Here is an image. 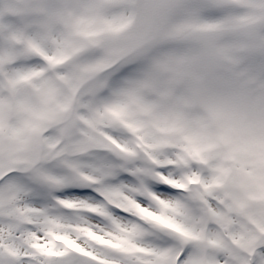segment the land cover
Wrapping results in <instances>:
<instances>
[{
	"label": "snow or ice",
	"instance_id": "6c2138e0",
	"mask_svg": "<svg viewBox=\"0 0 264 264\" xmlns=\"http://www.w3.org/2000/svg\"><path fill=\"white\" fill-rule=\"evenodd\" d=\"M173 3L239 28L221 43L264 87V0ZM118 20L108 0H0V264H264V146L245 165L223 129L163 143Z\"/></svg>",
	"mask_w": 264,
	"mask_h": 264
},
{
	"label": "rangeland",
	"instance_id": "374dc122",
	"mask_svg": "<svg viewBox=\"0 0 264 264\" xmlns=\"http://www.w3.org/2000/svg\"><path fill=\"white\" fill-rule=\"evenodd\" d=\"M108 3L119 16L111 28L122 36L117 58L144 62L133 90L158 109L154 130L162 142L183 141L185 133L193 138L218 137L223 129L232 151L245 165L252 163L264 146V87L255 78L238 79L241 49L221 43L240 29L170 20L173 0H152L149 7L139 0ZM188 58L193 71L186 75L178 63Z\"/></svg>",
	"mask_w": 264,
	"mask_h": 264
},
{
	"label": "bare ground",
	"instance_id": "6f19581e",
	"mask_svg": "<svg viewBox=\"0 0 264 264\" xmlns=\"http://www.w3.org/2000/svg\"><path fill=\"white\" fill-rule=\"evenodd\" d=\"M178 64L181 67L183 74L187 75L188 73H191L193 71L192 69H190L193 68V60L191 58L182 60Z\"/></svg>",
	"mask_w": 264,
	"mask_h": 264
},
{
	"label": "water",
	"instance_id": "95a60500",
	"mask_svg": "<svg viewBox=\"0 0 264 264\" xmlns=\"http://www.w3.org/2000/svg\"><path fill=\"white\" fill-rule=\"evenodd\" d=\"M199 39V34H195L193 37H192V40H198Z\"/></svg>",
	"mask_w": 264,
	"mask_h": 264
}]
</instances>
